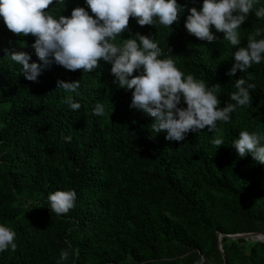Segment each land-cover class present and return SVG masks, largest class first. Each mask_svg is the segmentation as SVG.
<instances>
[{
    "label": "trees",
    "instance_id": "obj_1",
    "mask_svg": "<svg viewBox=\"0 0 264 264\" xmlns=\"http://www.w3.org/2000/svg\"><path fill=\"white\" fill-rule=\"evenodd\" d=\"M177 3L199 9L202 0ZM78 6L94 15L84 0L49 9L67 17ZM186 15L170 29L130 17L120 38L155 36L183 73L206 87L220 84L219 107L233 103L235 79L254 89L251 104L217 122L215 134L206 126L180 142L152 133L153 118L129 108L131 90L114 85L102 61L90 73L53 63L36 82L26 80L4 49L39 63L34 37L16 36L0 18V223L16 233V249L0 252V264H57L61 249L69 252L63 264H264V240L226 236L264 233V165L230 146L239 131L264 134V61L227 76L235 49L223 33L212 42L187 33ZM256 28L264 20L250 12L240 46ZM57 80H80L79 95L56 89ZM69 95L79 109L68 108ZM97 102L103 116L92 115ZM217 135L224 141L218 148L211 143ZM58 189L76 192L74 207L59 216L47 208L48 193Z\"/></svg>",
    "mask_w": 264,
    "mask_h": 264
},
{
    "label": "clouds",
    "instance_id": "obj_2",
    "mask_svg": "<svg viewBox=\"0 0 264 264\" xmlns=\"http://www.w3.org/2000/svg\"><path fill=\"white\" fill-rule=\"evenodd\" d=\"M64 3L65 0H0V18L6 28L18 37L29 34L34 37L31 47L39 63H29L31 56L27 52L9 53L4 49L5 57L21 67L26 80L36 82L53 63L68 71L81 69L90 73L101 67L98 62L102 61L110 65L112 83L125 91L131 90L129 108L153 118L150 125L153 134L163 132L166 140L176 142L185 140L189 132L200 133L206 126L208 132L215 134L217 122H229L236 108L251 104L250 90L254 85L244 78L234 80L236 91L229 97L233 103L219 107L220 84L206 87L203 80L183 73L171 56L162 53L155 36L135 33L126 39L120 37L129 30L130 17L139 26L159 24L170 29L187 12L184 19L187 33L206 42L216 39V33H223V40L235 49L234 62L226 73L232 77L237 70L245 72L264 61V28H256L247 37V43L240 46L241 25L249 13L264 20V5L254 9L260 0H202L199 9L182 6L177 0H84L94 15L82 6L73 8L67 17L53 15L49 6ZM79 88L80 80L56 82V89L66 93L79 95ZM65 103L71 110L81 107L71 95ZM91 111L93 116H103L105 106L97 102ZM64 139L68 141L71 137ZM211 143L218 148L224 141L217 135ZM230 146L239 157L250 155L264 165V134L239 131ZM47 201L50 213L66 214L74 207L76 192L58 189L48 193ZM15 236L12 229L0 223V252L16 249ZM68 256V250L61 249L57 264H63Z\"/></svg>",
    "mask_w": 264,
    "mask_h": 264
},
{
    "label": "water",
    "instance_id": "obj_3",
    "mask_svg": "<svg viewBox=\"0 0 264 264\" xmlns=\"http://www.w3.org/2000/svg\"><path fill=\"white\" fill-rule=\"evenodd\" d=\"M224 234L221 232H218V237H219V246L220 249H222V244H221V239ZM227 237L237 239V238H252V239H257L258 237L260 238L259 240H264V233L262 232H249V233H235V234H226ZM224 255V253H223Z\"/></svg>",
    "mask_w": 264,
    "mask_h": 264
}]
</instances>
